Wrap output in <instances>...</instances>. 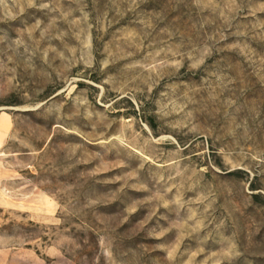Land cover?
<instances>
[{"label":"rangeland","instance_id":"374dc122","mask_svg":"<svg viewBox=\"0 0 264 264\" xmlns=\"http://www.w3.org/2000/svg\"><path fill=\"white\" fill-rule=\"evenodd\" d=\"M0 264H264V0H0Z\"/></svg>","mask_w":264,"mask_h":264},{"label":"crops","instance_id":"0c3cea01","mask_svg":"<svg viewBox=\"0 0 264 264\" xmlns=\"http://www.w3.org/2000/svg\"><path fill=\"white\" fill-rule=\"evenodd\" d=\"M4 116H5L4 114H0V117L3 118V119L5 118Z\"/></svg>","mask_w":264,"mask_h":264}]
</instances>
